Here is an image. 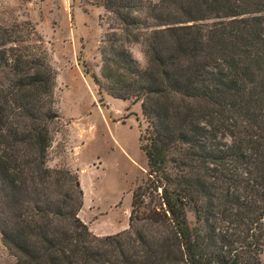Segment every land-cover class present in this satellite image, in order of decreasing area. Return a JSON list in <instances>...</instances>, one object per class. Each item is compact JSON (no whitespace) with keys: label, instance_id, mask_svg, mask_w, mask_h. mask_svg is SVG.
Listing matches in <instances>:
<instances>
[{"label":"trees","instance_id":"16d2710c","mask_svg":"<svg viewBox=\"0 0 264 264\" xmlns=\"http://www.w3.org/2000/svg\"><path fill=\"white\" fill-rule=\"evenodd\" d=\"M90 1L107 13L102 80L84 73L100 96L140 102L146 179L128 230L93 235L77 174L47 164L60 118L49 51L31 22L0 21L11 264H264V0Z\"/></svg>","mask_w":264,"mask_h":264},{"label":"rangeland","instance_id":"374dc122","mask_svg":"<svg viewBox=\"0 0 264 264\" xmlns=\"http://www.w3.org/2000/svg\"><path fill=\"white\" fill-rule=\"evenodd\" d=\"M106 20L104 9L90 0H0V21L31 22L49 51L60 118L47 164L77 174L83 191L78 216L98 237L128 230L132 192L147 171L139 147V125L145 126L140 102L130 104L104 90L100 96L84 73L101 79ZM130 50L144 65L140 46ZM187 218L192 224V213ZM12 262L0 235V264Z\"/></svg>","mask_w":264,"mask_h":264}]
</instances>
